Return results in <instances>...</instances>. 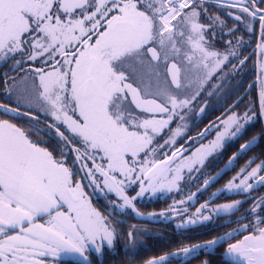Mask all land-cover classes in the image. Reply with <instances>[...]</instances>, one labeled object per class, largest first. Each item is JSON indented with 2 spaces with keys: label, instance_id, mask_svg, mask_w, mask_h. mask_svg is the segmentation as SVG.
I'll use <instances>...</instances> for the list:
<instances>
[{
  "label": "snow or ice",
  "instance_id": "6c2138e0",
  "mask_svg": "<svg viewBox=\"0 0 264 264\" xmlns=\"http://www.w3.org/2000/svg\"><path fill=\"white\" fill-rule=\"evenodd\" d=\"M226 2L258 19L264 30V0ZM203 3L0 0V61L11 59L13 71L25 73L19 82L4 74L6 94L16 93L17 107L0 104V109L27 117L36 131H43L37 127L41 114L50 119L48 131L55 133L60 157L34 140L32 132L0 119V264H53L61 254H78L87 261L89 249H111L114 229L105 214L93 207L85 187L115 193L125 206L146 191L155 193L158 186L171 191L182 171H197L196 166L221 149L226 138L236 137L254 118L251 110L243 116L218 117L171 155L164 152L184 134L183 123L175 130L170 125L184 120V110L228 60L206 38L210 26L200 22ZM259 47L264 50V45ZM260 101L264 113V90ZM21 104L26 108L23 112ZM165 129L168 139L159 144ZM213 131L214 140L193 150L192 144ZM69 155L74 156L73 167L68 166ZM261 171L264 163L250 172L242 169L226 190L264 185V176H258ZM78 172H84L87 185L74 180ZM135 183L140 191L129 198L125 190ZM241 203L225 204L216 211L232 212ZM257 208L264 212V198L256 200L249 212L256 213ZM234 232L248 234L229 244L225 255L234 264H264V218L257 217L256 223L242 224L227 235ZM224 239L221 236L219 241ZM194 251L183 249L185 255Z\"/></svg>",
  "mask_w": 264,
  "mask_h": 264
},
{
  "label": "flooded vegetation",
  "instance_id": "af4514ba",
  "mask_svg": "<svg viewBox=\"0 0 264 264\" xmlns=\"http://www.w3.org/2000/svg\"><path fill=\"white\" fill-rule=\"evenodd\" d=\"M261 7L264 8V5H261ZM200 11L202 23L206 26H210L205 34L207 40L213 46V50L220 52L222 55L227 54L228 60L225 61L222 67L215 72V77L208 88V91H211L212 95L204 96L201 104L193 113L192 118L194 120V125L192 126L190 134L181 146L185 145L189 141V138H197L198 133L203 132L210 124L216 122L217 118L234 105L240 98H242L241 101L228 114L236 111L239 116H243L244 113L249 112V110L254 113V118L246 123L245 128H243L232 141H235V151L229 157L228 161L237 152L242 150L243 145H248V147L241 151L237 159H235L232 165L223 173L225 174L227 171H231V176L224 184H218L215 186V181L208 187H205L204 182L206 180L209 181L228 162L226 161L222 165H212L215 160L221 159L219 157L226 147L220 153L211 156L203 165L199 166V192L203 195L210 191V195L200 202L199 205L214 197L216 199L203 209V213L200 216H195V219L189 221L187 224L201 220L204 216L210 217L209 220L199 225V227H203L211 220L212 216H217L208 212L211 205L216 203L219 197H222L225 193H233L236 195L244 194L242 197L243 199L241 200L247 201L254 198L252 192L255 189L264 187V185L258 184L257 187L254 186L253 189H249L246 192L235 188L231 191L226 190L228 183L232 181L233 177L240 174L242 169L247 168V171L250 172L253 168H256L257 165L264 163V113H262L260 107V93L264 90V68H262V65H264V50L259 47L264 45V30L261 29L260 21L258 19L253 20L251 17L247 16V14L242 13L238 7H229L226 0H204ZM237 15L241 16V20L237 21L235 19ZM249 26L251 30H249ZM229 41H231V45L228 44ZM229 52H234L235 55H230ZM240 61H244L243 64H241ZM233 97V103L230 106H227ZM203 106H205V111L202 113V116L198 118V112ZM220 110H222V112L218 114ZM215 133L216 132L213 131L208 134L205 139L199 141V143L192 144V148L201 143H205L211 139ZM249 161L253 162L249 164ZM219 165L220 167L217 172L208 176L210 171L209 167L211 166V168H213ZM258 176H264V171L259 172ZM235 183L239 184V180L235 181ZM111 195H114V193H111ZM262 197L264 198V196ZM201 198L202 197L199 196V199ZM99 200L105 209L104 205H106V203L104 200L102 201L98 196H93L91 198L93 205L96 203L101 205L100 202H98ZM253 205L250 206L249 210ZM132 206L139 209V206L135 202H132L131 210L133 209ZM107 209H109V207L105 210ZM256 212H258V210H256ZM143 213L150 215L151 217H156L155 214H157ZM252 214L254 215V213H251V215ZM168 221L172 222L174 221V218L171 217ZM142 225L145 227L155 225V223H144Z\"/></svg>",
  "mask_w": 264,
  "mask_h": 264
},
{
  "label": "trees",
  "instance_id": "16d2710c",
  "mask_svg": "<svg viewBox=\"0 0 264 264\" xmlns=\"http://www.w3.org/2000/svg\"><path fill=\"white\" fill-rule=\"evenodd\" d=\"M4 81V78H3ZM5 85V84H4ZM3 86L0 85V88ZM5 88V87H4ZM0 90V98L4 97L6 94V89ZM234 101V97L231 98L230 103L227 106H230ZM8 101H6L7 103ZM11 102V107H13L14 102ZM4 104V103H3ZM223 110V109H222ZM220 110L218 114L222 112ZM24 110H22L23 112ZM0 119H9L6 114H2L0 111ZM14 120V119H13ZM16 120V121H15ZM14 122L18 124V126L22 127L26 131H30L33 133L32 138L34 140H39L41 146L47 147L49 151H52L54 155H57V139L55 137V133L48 131V119L41 118V123L38 124V128L43 131H36L32 124L29 123L28 120L21 116V118L15 119ZM235 141L229 143L226 148L221 153L220 160H215L212 165H222L224 162L228 161L229 157L235 151ZM73 162L72 159H69V164L71 165ZM216 166L210 168L208 176L215 174L220 167ZM231 176V171H227L225 174H222L215 182V186L218 184H224L227 179ZM200 180V179H199ZM199 187V183L197 184ZM212 187V186H210ZM200 191V190H199ZM198 191V200L197 203L192 206V211H194L200 202L206 199L210 194L207 192L206 194L201 195ZM254 198L243 201L241 203L238 210L231 214L227 215H217L216 217H211V220L208 221L203 227H195L188 230L176 229L174 221H158L156 219L155 225H150L148 229L141 228L136 233H133L132 241L130 240L128 234L131 229L136 226H122L117 228L119 231L117 242L115 248L111 251L107 248L104 249L101 256H97L92 254L90 256V264H144L146 262L152 260H160L161 257H165L163 264H231L228 259L225 257V251L229 244L236 242L241 239L243 235L248 234L247 232H234L232 236H228L229 232H233V230L238 229L242 224H254L257 222V217L264 218V212H261L259 208H257L258 212L254 213V215L249 212V208L253 205L256 200L263 198L264 196V187L260 189H255L253 192ZM199 196L202 197L199 199ZM244 194H226L216 201V203H225L228 201L241 200ZM98 202L101 201L99 200ZM102 205V204H101ZM105 209L103 208V211ZM203 213V212H202ZM246 215H250V219H245ZM196 217H198L195 214ZM133 223L135 224H143L150 223L148 221L142 222L135 219L132 214ZM239 220L240 223H236ZM132 222V221H131ZM136 229V228H134ZM122 230V231H121ZM224 236L225 239L223 241H219V238ZM213 239L218 240L219 242L215 244V248L213 250H205V248H196L197 245H208L210 241ZM195 249L197 251L196 254L192 255L187 259H178V257L183 254V249ZM194 251V252H195ZM65 264H86L74 261L65 262Z\"/></svg>",
  "mask_w": 264,
  "mask_h": 264
},
{
  "label": "rangeland",
  "instance_id": "374dc122",
  "mask_svg": "<svg viewBox=\"0 0 264 264\" xmlns=\"http://www.w3.org/2000/svg\"><path fill=\"white\" fill-rule=\"evenodd\" d=\"M200 22L202 23L201 16H200ZM13 64H14V61L11 59H9L6 63L4 61H0V85L3 86L2 88H0V90L3 89L4 87H5L4 90L6 89V85H4V83H3V78L5 79V75H4L5 73L9 74L8 79H12V77L15 75V79L17 82H19L21 76L25 75L24 72L13 71ZM25 68H27V65H25ZM214 77H215V73L213 74L212 79L204 86L203 90L200 91L199 96H197L196 99L192 101L190 108L184 110V112L182 113L184 115V120L183 121L176 120L170 125V128L172 130H175L177 125L181 124V123H183L185 125V127H184V134L182 136L176 138L175 145L171 149H165L164 150V152H166L168 155H171V151L175 150L176 148H180L181 144L186 140V138L190 134L192 126L194 125L193 124L194 120L192 118L193 113L197 110L198 106L201 104L204 96L212 95V92L208 91V88H209V85H211V81L213 80ZM194 91H195V88H193L191 91H189L188 95L191 96ZM6 101H8V102L6 103ZM10 101L14 102L13 107H11ZM3 103H4V105L8 106L9 108L17 107L16 93L13 92L11 96L5 95L4 97L0 98V104H3ZM22 110H24V111L26 110V108L23 104L20 105V111L22 112ZM0 111L2 112V114H6L8 117H10L11 122H13V123H15L14 122L15 119L21 118V116L17 117L14 113H10V112L6 113V112H4L3 109H0ZM232 113L237 114L236 111H234ZM40 117L45 118V117H43L42 114L40 115ZM24 118L26 120H28L27 117H24ZM46 120H47V118H46ZM48 122H51L50 119H48ZM215 136H216V133L211 139H209L208 141H206L203 144L204 145L209 144L210 141L215 139ZM235 138L236 137L226 138L224 141L223 147L221 149H217L213 154L208 156L205 159V161L208 160L211 156H214V155L220 153L226 147V145L228 143L232 142ZM166 139H168V129H165L164 132L161 133V136L158 137L159 144H164ZM198 146H196V147H198ZM194 149H195V147L193 148V150ZM185 155H190V153H185ZM157 157L161 158V159L163 158L162 154H160V153H157ZM57 158H60V157L58 156ZM69 159L73 160L74 156L69 155L68 160H67L68 166L73 167V163L71 165L69 164ZM199 166L200 165L196 166L198 170H199ZM76 167H79V165H76ZM89 167H91L90 163H89ZM73 170H75V168H73ZM198 170L193 171L191 174H189L187 172V170L182 171L181 179L179 181H177L176 187L172 188L171 191H169L167 189L161 190L158 186L155 193H153L151 190L146 191L143 194V196L133 200V202H135L139 206L138 208L145 213H152V214L157 213V214H155L156 215L155 219H157L158 221H161V220L167 221L171 217L174 218L175 228L176 229H182L189 221L195 219V210L196 209L194 211H192L191 208H192V206H194L197 203V200H198L199 187L197 186V184L199 183V179H200V175H199ZM74 180L80 181L83 185L88 184V179L85 177L84 172H78L76 174V176L74 177ZM254 186L257 187L258 184H254ZM84 191L88 194L90 200L93 196H98L102 199V201L103 200L105 201L106 205L103 204L105 209L107 207H109V209L103 211L102 205H99L98 203L93 205V203L91 202L93 207L97 208L98 210L102 211L105 214L110 225L114 229V246L111 249H109L107 246H105L103 248L102 252L104 251L105 248L112 251L115 248V246L117 245L116 244L117 237H118L117 232L120 230V229L118 230L117 228H120L122 226L136 225L131 229L132 231H130V232L134 231V233H136V231H139L141 228H144V229L150 228L148 226L144 227V225H142V224L139 225V224L133 223L131 206H125L123 204V200L121 198L117 197L115 195V193H114V195H111V194L106 193V191L105 192H100L99 190L93 191V189L91 187H85ZM139 191H140V185H139V183H135V184H132L130 187L126 188L125 194L129 198H132V197H136L137 193ZM228 191H231V190H228ZM244 192H246V191H244ZM238 201H242V200L228 201L225 203H214L211 205L208 213H213L215 215L231 214V213L235 212L236 210H238L241 204L239 205L238 209H234L232 212H227V213L222 212V211L217 212L216 209L220 208L221 206H223L225 204H236V202H238ZM113 205H115V206H113ZM107 211H108V213H107ZM241 227H242V225L239 226V228H241ZM134 228H136V229H134ZM214 248H215V245H212L210 247H207V249H205V250H213ZM102 252H96L94 249H89L88 251L85 252V256L87 257V261L83 257L79 256L78 254L77 255L61 254L60 258L55 260L53 262V264H65V262H68V261L90 264L91 263L90 256L92 254H94V255H97L100 257ZM226 252H227V249H226L225 253ZM196 253H197V251L190 252L187 255H185L183 253L178 257V259H180V258L181 259H187ZM225 257L227 259L230 258V257H227L226 255H225ZM144 264H149V262H146Z\"/></svg>",
  "mask_w": 264,
  "mask_h": 264
},
{
  "label": "water",
  "instance_id": "95a60500",
  "mask_svg": "<svg viewBox=\"0 0 264 264\" xmlns=\"http://www.w3.org/2000/svg\"><path fill=\"white\" fill-rule=\"evenodd\" d=\"M241 99L242 98H240L234 105H232L228 110H226L221 116H220V118H224L225 116H226V114H228L229 113V110H233L234 109V107L241 101ZM201 109H203V111H201ZM200 110H199V112H198V118H200L201 116H202V113L205 111V106H203L202 108H201ZM241 151L242 150H240L239 152H237L234 156H235V159H237V157L239 156V154L241 153ZM233 156V157H234ZM235 159L233 160V159H230L231 160V163L228 161L224 166H223V168L222 169H220L209 181H210V183L207 185V186H205V187H208L209 185H211L212 183H214L215 181H216V179H218L231 165H232V163L235 161ZM213 178H215V179H213ZM215 197L214 198H212V199H210V200H208L207 202H205V203H203V204H201V205H199L198 206V208L197 209H200L201 208V206L202 205H206V206H208V205H210L212 202H214L215 201ZM197 209H196V215L197 216H200V215H198L197 214ZM203 212V211H202ZM133 215H134V217L138 220V221H143V222H145V221H148V222H151V223H154L155 222V220L151 217V216H149V215H146V214H144V213H142L141 211H139L137 208H135V207H133ZM205 222V220H203V219H201V220H198V221H196V222H193V223H191V224H188V225H186V226H184L183 227V230H188V229H192V228H195V227H198L200 224H202V223H204ZM132 236V234L130 235V237ZM228 261L231 263V264H234V261L231 259V258H229L228 259Z\"/></svg>",
  "mask_w": 264,
  "mask_h": 264
}]
</instances>
